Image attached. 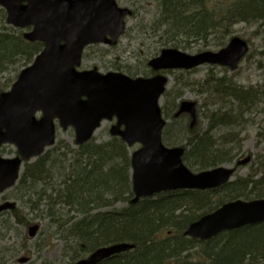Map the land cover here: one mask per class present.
Wrapping results in <instances>:
<instances>
[{
	"label": "trees",
	"instance_id": "1",
	"mask_svg": "<svg viewBox=\"0 0 264 264\" xmlns=\"http://www.w3.org/2000/svg\"><path fill=\"white\" fill-rule=\"evenodd\" d=\"M156 2L160 20L154 26L174 33L176 37L170 40L176 47L179 37L196 42L216 36V44L222 48L235 23H264V0H231L225 7H209L207 0ZM43 46L26 40L22 29L8 25L6 11L0 6V93L33 62ZM184 71L180 70L173 88L163 95L162 111L171 119L164 128V143L183 146V160L193 171L235 165L250 155L245 165L250 166L248 172L244 176L236 174L235 179L216 189L164 192L132 205L131 151L120 137L109 136L102 142L93 137L76 147L57 141L35 160L25 162L17 186L26 206L36 210L39 204L44 205L56 233L65 231L78 246L68 251L72 261L66 264L98 247L119 242L135 247L100 264H264V222L204 241L184 234L189 224L226 201L264 198V154L244 149L248 134L243 127L252 121L247 117L254 109L264 104V88L210 74L202 82L192 81ZM4 74L10 75L9 81L1 78ZM188 86L198 87L207 96L204 129L198 122L191 127L186 114L175 116L177 100ZM197 107L200 110L203 104L197 103ZM172 130L177 134L175 140L170 139ZM262 130L259 127L258 137L263 136ZM61 150L71 156L68 165H58L61 156L68 159ZM120 202L127 205L117 208ZM56 206L67 207L66 216L54 209ZM12 213L17 221L21 218L16 209ZM22 222L29 223L24 218Z\"/></svg>",
	"mask_w": 264,
	"mask_h": 264
},
{
	"label": "water",
	"instance_id": "2",
	"mask_svg": "<svg viewBox=\"0 0 264 264\" xmlns=\"http://www.w3.org/2000/svg\"><path fill=\"white\" fill-rule=\"evenodd\" d=\"M0 5L7 12L8 24L32 26L24 32L25 39L44 43L33 63L20 71L9 90L0 93V146L13 144L18 151L12 158L0 153V193L16 183L25 160L55 143L57 121L64 130L73 127L75 143L81 145L92 138L103 120L115 117L110 133L128 146L141 145L131 154L133 204L166 191L220 187L231 181L237 167L250 162L248 155L236 165L193 172L183 161V146L167 147L162 142L166 120L160 103L169 83L162 72L205 64L236 70L249 51V44L240 36L217 51L190 54L164 48L147 63L155 75L133 78L120 72L104 74L97 67L77 69L85 46L116 45L125 32L132 10L116 0H0ZM182 113L191 116L193 127L196 102L182 100L175 116ZM14 208V202L0 204V212ZM261 222L264 198H238L202 215L184 234L209 240L224 231ZM38 229V225L30 226L29 235L35 236ZM134 247L127 242L101 246L75 264H98Z\"/></svg>",
	"mask_w": 264,
	"mask_h": 264
},
{
	"label": "rangeland",
	"instance_id": "3",
	"mask_svg": "<svg viewBox=\"0 0 264 264\" xmlns=\"http://www.w3.org/2000/svg\"><path fill=\"white\" fill-rule=\"evenodd\" d=\"M117 2L120 6L129 7L132 10V15L127 18V28L124 35L115 46L95 44L88 47L85 51L81 68L90 69L96 66L102 72L120 71L126 74H129L128 72L136 74L131 76L152 75L153 73L150 72L147 66V61L156 56L162 48L176 47L173 46V41L170 40V38H175L176 35L174 33L172 35L171 32L167 33L166 27L159 26L155 28V21L160 20V6L156 0H117ZM230 2L231 0H207L209 7H225ZM232 36H240L249 43V51L236 70L205 64L190 71H184L183 75L188 80L199 82H202L208 74L218 77L227 76L228 79L245 86L252 84L264 88V23L261 21L258 23L237 22L232 25L231 34L226 38V42ZM215 37L207 40H197L196 42L189 39L186 41L179 37L176 40L178 41L176 43L178 47L176 48L190 54L206 50L217 51L220 47L217 46ZM168 75L170 82L167 89L171 90L175 84L176 77L180 76V71H168ZM1 78L9 81L10 75L4 74ZM206 99V94L199 92L198 87L188 86L184 89L182 97L177 100L178 102L191 100L196 101L199 105L203 104V108L200 110L198 108L197 112V122L200 123L199 127L201 129H204L207 123L204 119V113L207 109L204 106ZM163 101L162 98L161 106ZM207 107L211 108L212 105ZM262 110L261 107L255 110L251 117H247L248 120L252 121L243 126L246 127L248 134L244 141V149L255 155H258V153L264 154V134L260 137L257 136L259 127H262V132H264V113ZM165 118L167 122L171 121L170 118ZM111 124L112 122L107 120L103 122L95 133L96 142H102L109 138V127ZM176 135V131L172 130L170 139H177ZM59 140L66 141L76 147L75 134L72 128L67 130L59 129L57 141ZM137 147L138 145L129 148V150L132 151ZM15 151L16 148L13 145H6L2 150L6 157L14 156ZM61 153H64V156L68 155V159L64 160V157L61 156L62 160H60L58 165H68L71 162V156L66 154L65 150H61ZM249 167V165L245 166L244 164L239 166L232 180L235 179L236 174L244 176L248 172ZM17 185L4 193L5 197L17 202L16 214L21 215V218L17 221V218L12 213L13 211L0 215V264L2 262L3 264H66L72 261L68 251L76 250L78 246L73 243L72 238L65 231L56 233L49 216L45 215L46 208L44 205L39 204L36 210L26 206ZM49 186L53 185L49 184ZM39 187L41 188L42 186ZM126 205L127 203L120 202L116 207L120 208ZM54 209H60L61 214L63 213L66 216L68 208L56 206ZM69 215H72V213H69ZM23 218L29 223L22 222ZM34 224L40 225V229L37 235L31 238L28 235V228ZM21 257H30L31 260L29 263H21L19 261Z\"/></svg>",
	"mask_w": 264,
	"mask_h": 264
},
{
	"label": "flooded vegetation",
	"instance_id": "4",
	"mask_svg": "<svg viewBox=\"0 0 264 264\" xmlns=\"http://www.w3.org/2000/svg\"><path fill=\"white\" fill-rule=\"evenodd\" d=\"M10 189H11V188H10ZM7 190H9V189H7ZM7 190H5L3 193L0 194V202H1V203H2V202H5V201L12 200V199H10L9 197H5L4 193H5ZM16 204H17V203H16ZM16 208H17V206H15L14 209H16ZM7 212H10V211H8V210H4V211H2V212L0 213V215H2V214H4V213H7ZM28 235H29V233H28ZM22 259H26V260L21 261ZM30 260H31L30 257H21V258H19V261H20L21 263H29ZM2 264H3V262H2Z\"/></svg>",
	"mask_w": 264,
	"mask_h": 264
},
{
	"label": "bare ground",
	"instance_id": "5",
	"mask_svg": "<svg viewBox=\"0 0 264 264\" xmlns=\"http://www.w3.org/2000/svg\"><path fill=\"white\" fill-rule=\"evenodd\" d=\"M232 37H234V36H232ZM232 37H231V38H232ZM231 38H230V39H231ZM241 38H242V37H241ZM242 39H244V38H242ZM244 40L247 41L246 39H244ZM247 43H248V41H247ZM248 44H249V43H248ZM260 107H261V109H263L262 112L264 113V104L260 105V106H259L258 108H256V109H254L253 113L255 112V110L259 109ZM246 124H247V123H246Z\"/></svg>",
	"mask_w": 264,
	"mask_h": 264
}]
</instances>
